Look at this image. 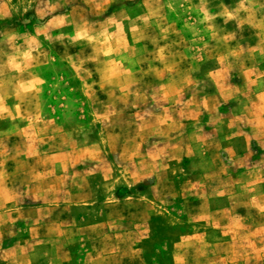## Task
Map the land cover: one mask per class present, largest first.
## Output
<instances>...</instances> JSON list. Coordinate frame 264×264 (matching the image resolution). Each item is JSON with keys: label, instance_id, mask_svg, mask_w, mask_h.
Listing matches in <instances>:
<instances>
[{"label": "rangeland", "instance_id": "1", "mask_svg": "<svg viewBox=\"0 0 264 264\" xmlns=\"http://www.w3.org/2000/svg\"><path fill=\"white\" fill-rule=\"evenodd\" d=\"M0 264H264V0H0Z\"/></svg>", "mask_w": 264, "mask_h": 264}]
</instances>
